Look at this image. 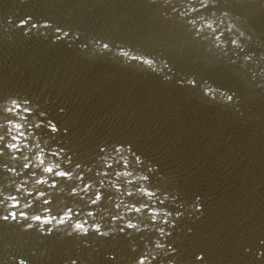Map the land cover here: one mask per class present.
Here are the masks:
<instances>
[{"label":"water","instance_id":"obj_1","mask_svg":"<svg viewBox=\"0 0 264 264\" xmlns=\"http://www.w3.org/2000/svg\"><path fill=\"white\" fill-rule=\"evenodd\" d=\"M199 2L193 0L194 5ZM186 3L188 0H171L162 7V0L155 4L150 0H0V103L9 96H19L38 105L34 115L45 123L53 120L60 131L53 136L46 127L36 130L33 126L28 143L31 145L33 138L38 137L40 146L46 148L48 162L59 164L65 171H71V167L64 166L71 156L72 166L81 165L77 175L84 173L83 183L93 181V187L104 193L101 203L105 207L121 201V208L124 204L141 203L151 207V203L131 168L126 169L130 176L115 181L118 192L108 183V177L97 173L101 168L98 157L103 155L101 146L130 144L146 161L158 165L156 172L147 173L150 186L159 187L161 194L180 193L177 203L185 205L181 209L157 201V206L173 213L184 211L170 229L172 235L167 242L177 253L168 259H177L178 264H196V255L203 252L208 264H264V257L257 258V252L264 250L259 243L264 239V86L258 87L264 85V77L257 75L252 79V71L259 73L264 61L258 67L252 63L241 67L244 55L255 53L259 59L264 53V0H216L215 8L210 6L183 19L178 11L172 12L173 7ZM223 9L246 18L241 26L253 40L243 52L231 46L227 33L223 37L229 42L225 55L213 46L211 39L194 37L195 29L189 30V19ZM161 12L170 14V18ZM28 16L37 24L50 21L55 27L71 30L70 35L79 32V39L53 43L57 35L53 28L45 29L46 35L34 30L25 36V29L15 25ZM92 38L108 40L113 47L119 42L167 59L175 73L173 79L165 82L154 73L138 72L110 54L90 55L88 42ZM81 45L87 48L82 50ZM193 75L197 87L177 83ZM204 80L234 93L239 103L233 107L207 102L199 89ZM41 111L45 117L39 116ZM2 119L0 111V122ZM28 119L31 121L32 116ZM5 131L0 130V135ZM45 137L50 138V144ZM52 145L66 149L63 160L48 156ZM0 150V189L13 192L24 203L31 202L29 211L48 208L58 215L62 208L57 200L61 197L44 204L48 195L37 198L36 193L59 191L63 195L65 188L71 191L76 187L75 175L70 184L53 174L48 177L47 186L35 185L34 179L43 175L40 168L30 166L22 177H13L5 165L19 171L22 164L11 161L4 143H0ZM34 154L29 155L30 160ZM18 155L23 157L24 153ZM138 170L147 172V164ZM101 171L115 176L111 168ZM21 178L27 180L31 195L16 192L11 185ZM77 192L75 197H66L68 203L63 207L84 214L87 200H81L84 193L79 189ZM197 197L202 214L189 215L186 209ZM155 235H134L138 251L132 252L124 235L101 242L93 233L85 238L92 247H84L75 237L62 238L55 232L48 236L35 231L21 233L19 226L0 221V264H5L6 252L26 255L31 264H64L72 258L81 264H129L144 247L140 236L151 242ZM6 245H12L15 252ZM97 246L99 251H94ZM245 248L250 251L245 252ZM41 250L47 252L43 257ZM107 252H114L117 260H106ZM154 264H160L159 260Z\"/></svg>","mask_w":264,"mask_h":264},{"label":"clouds","instance_id":"obj_2","mask_svg":"<svg viewBox=\"0 0 264 264\" xmlns=\"http://www.w3.org/2000/svg\"><path fill=\"white\" fill-rule=\"evenodd\" d=\"M150 3L155 4L157 0H150ZM170 3L171 0H162V7H167ZM210 6L215 8L216 0H200L198 5H194L193 0H188V3L180 7H173L172 12L175 13L178 11L180 18L183 19L185 17H191L196 12L202 11ZM161 15L170 18V14L168 13L161 12ZM31 21L32 17H25L21 19L15 27L24 28L25 36L29 35V33H32L34 30L41 35H46L44 30L53 28L54 32L57 34L53 39V43L59 42L60 40L71 42L79 39V32L70 35L71 30L55 27L50 21H42L39 24ZM30 22L31 26L28 27ZM9 23H11V18H9ZM187 23L191 26L189 29L190 31L195 29L194 37H199L204 40L211 39L213 46L225 55L227 54L225 50L228 48L229 43L223 38L225 33L230 36L231 46L235 49H239L241 52H243L247 48V44L253 40L252 35L248 34L241 26L243 23H246V18L235 15L227 9H223L219 13L213 10L208 15H200L193 19H189ZM88 43L91 45L90 55L92 56L110 54L112 58L118 59L123 66L132 65L138 72L154 73L161 76L165 82L171 81L175 74L167 59L148 55L138 48L133 49L131 46L119 42L116 47H113L108 40L95 38L89 39ZM80 47L84 50L87 48V45H81ZM255 56V53L244 55L241 67H245L249 63L258 67L259 62L264 61V53L260 54L259 59H256ZM233 63H235V61H233ZM257 75L264 77V68H261L259 73L252 71L253 80L256 79ZM177 83L180 86L197 87V80L194 75L179 80ZM260 86L264 85H258V87ZM199 89L207 102H215L233 107L239 103L238 98L234 99V93H229L225 89L218 88L208 80H204L200 83ZM37 108L38 105L33 104L31 100L19 96H9L0 103V111L3 113V119L2 122H0V130L6 129V131L0 135V143H4V146L11 154V161L19 160L22 164V168H20L19 171H17L15 166L8 169L7 165H5L6 170L13 177H22L24 170L29 169L30 166L40 168L43 175L34 179L35 185L47 186L48 177L53 174L56 178H64L66 184H70L75 175L78 183L76 187L71 188V191L65 188L63 195H61L59 191L52 194L43 191L36 193L37 198L48 195V199L43 200L44 204H49L54 197L60 196L61 198L57 200V205L61 207L62 210L58 215L52 214L51 210L48 208H43L39 212L35 210L29 211L31 202L24 203L21 199L17 198L13 192H6L0 189V196H3V199H0V209H2V211H0V221L7 225L19 226L21 233L35 231L39 233L40 236H48L55 232L62 238L75 237L84 247H92V243L85 238L93 233H95L96 240L101 242L103 240L115 239L118 235H124L129 240V247L132 252L138 251V245L135 240L132 239L134 235H139L142 232H155L156 235L152 236L151 242L144 236H140V240L143 242L144 247L140 250L141 254L135 259L130 260L129 264H154V262L158 260L160 264H178L177 259H168V257L176 256L177 249L167 241L172 235L170 229L174 228L176 226V221L184 216V211L173 213L167 208L157 206V201H159L160 205L168 202L181 209H184L185 205L182 202L177 203L180 193L170 195L167 192H163L161 194V189L159 187L150 186V177L147 173L156 172L158 165L146 161L142 155L132 150L130 144L101 146L100 151L103 155L98 157V163H100L101 168L97 170V173L108 177V183L112 184L113 188L118 192L120 190L119 185H116L115 181L121 176L128 177L131 175V172H135L136 177H134V179L140 183L145 197L151 203V207L146 203H141L140 206H129L124 204V208H121V203H123V201H121V203H115L110 205V207H105V204L101 203L104 193H102L99 188L93 187V181L83 183L84 173L81 172L77 175L81 165L75 164V166H72L71 156L64 161V166L71 167V171H65L59 164L48 162V157L45 156L46 148L40 146L38 137L33 138V143L31 145L28 143L29 137L33 135V126H35L36 130L41 127H46L53 136L60 131L53 120L48 119L45 123L43 120L38 119L34 115ZM238 110L239 109H237V111ZM61 111H63V109H61ZM29 116H32L31 121L28 119ZM39 116L45 117L46 113L41 111ZM45 141L47 144L51 143L48 137H45ZM25 149H30V152L26 153ZM36 149H39V151H36ZM51 149L52 151L48 153L49 157L55 156L58 160L64 159L66 149L59 148L57 145H52ZM32 152L35 154L30 160L29 155ZM19 153H24L23 157L18 155ZM0 155H3V150H0ZM105 161H111V163L102 164V162ZM146 164L147 172L138 170L143 169ZM115 165H120V167L117 168ZM102 168L113 169L115 176H109L107 171H101ZM129 168H131V172L126 171V169ZM86 171L90 172L91 168H86ZM27 183L26 179L21 178L19 182L13 180L11 185L15 186L16 192H24L27 195H31L32 190L26 187ZM81 183H83V187H80ZM100 185L101 187L104 186L103 180L100 181ZM145 185L147 187H145ZM51 187H56L55 180H53ZM77 189L84 193V195L80 196V199L87 200V210L84 214L73 213L71 208L63 207L68 203L66 197H75L78 194ZM128 195H131V193H128ZM152 197H155V199H152ZM111 199L112 197H109V200ZM199 201L200 197H197L195 202L188 205L186 210L189 211V215L195 212L202 214V205ZM116 210L119 211L116 215H113L112 212ZM173 217H175V219H173ZM198 218L199 217H197V219ZM189 232H191V229H189ZM259 243L264 245V239L260 240ZM6 248H12V252H15V248L12 245H6ZM244 250L245 252L250 251L248 248ZM94 251H99V246H97ZM32 254L35 255V252ZM46 254V250H41L40 256L43 257ZM5 255V264H9V262H12V264H31L30 260L26 258V255H13L7 252ZM261 257H264V250H259L257 252V258L259 259ZM91 258V254H89V259ZM104 258L110 261L117 260L114 252L105 253ZM195 262L196 264H201V262L202 264H208L203 252L196 255ZM64 264H81V261L72 258L71 260H66ZM84 264H87V261H85ZM179 264H185V262L179 261ZM186 264H193V262L188 261Z\"/></svg>","mask_w":264,"mask_h":264}]
</instances>
